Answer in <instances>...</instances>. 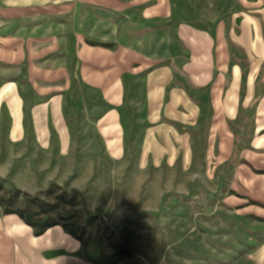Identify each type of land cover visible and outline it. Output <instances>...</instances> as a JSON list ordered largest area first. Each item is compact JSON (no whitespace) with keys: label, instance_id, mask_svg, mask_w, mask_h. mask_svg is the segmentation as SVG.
Segmentation results:
<instances>
[{"label":"crops","instance_id":"1","mask_svg":"<svg viewBox=\"0 0 264 264\" xmlns=\"http://www.w3.org/2000/svg\"><path fill=\"white\" fill-rule=\"evenodd\" d=\"M3 4L0 108L16 141L32 134L37 149L64 159L81 134L84 148L98 140L121 157L141 132L145 164H193L202 153L231 167L227 205L264 215L239 198L250 191L264 203V0ZM67 228L0 216V264H97ZM236 264H264V250Z\"/></svg>","mask_w":264,"mask_h":264},{"label":"rangeland","instance_id":"2","mask_svg":"<svg viewBox=\"0 0 264 264\" xmlns=\"http://www.w3.org/2000/svg\"><path fill=\"white\" fill-rule=\"evenodd\" d=\"M5 72L0 66V87ZM80 136L64 159L57 149L48 156L32 134L16 141L0 108V216L65 223L97 264H236L264 250V215H240L226 203L231 167L217 168L202 153L193 164L185 157L145 164L141 132L129 134L121 157L105 154L98 140L84 148ZM51 158L56 164L46 169ZM239 198L264 211L250 191Z\"/></svg>","mask_w":264,"mask_h":264},{"label":"trees","instance_id":"3","mask_svg":"<svg viewBox=\"0 0 264 264\" xmlns=\"http://www.w3.org/2000/svg\"><path fill=\"white\" fill-rule=\"evenodd\" d=\"M256 104V102H253V105H255Z\"/></svg>","mask_w":264,"mask_h":264}]
</instances>
